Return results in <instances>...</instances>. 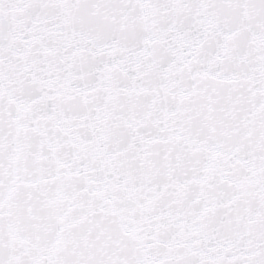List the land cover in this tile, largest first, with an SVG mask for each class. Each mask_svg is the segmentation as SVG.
Segmentation results:
<instances>
[{"label": "snow or ice", "instance_id": "1", "mask_svg": "<svg viewBox=\"0 0 264 264\" xmlns=\"http://www.w3.org/2000/svg\"><path fill=\"white\" fill-rule=\"evenodd\" d=\"M0 264H264V0H0Z\"/></svg>", "mask_w": 264, "mask_h": 264}]
</instances>
